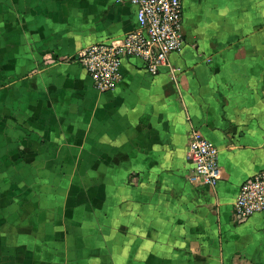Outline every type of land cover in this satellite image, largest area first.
I'll return each mask as SVG.
<instances>
[{
	"label": "crops",
	"instance_id": "0c3cea01",
	"mask_svg": "<svg viewBox=\"0 0 264 264\" xmlns=\"http://www.w3.org/2000/svg\"><path fill=\"white\" fill-rule=\"evenodd\" d=\"M136 26L129 0H0V264H264V211L233 215L264 170V0H183L175 74L125 59L99 92L73 59Z\"/></svg>",
	"mask_w": 264,
	"mask_h": 264
},
{
	"label": "built area",
	"instance_id": "2783aa9c",
	"mask_svg": "<svg viewBox=\"0 0 264 264\" xmlns=\"http://www.w3.org/2000/svg\"><path fill=\"white\" fill-rule=\"evenodd\" d=\"M137 9V26L121 38L83 48L73 60L92 78L99 92L113 90L121 79L125 59L139 60L151 75L167 68L170 55L184 46L183 0H129ZM192 173L188 180L197 186H215L222 178L219 149L215 142L193 131L189 143ZM264 211V170L245 180L234 203V219L244 222Z\"/></svg>",
	"mask_w": 264,
	"mask_h": 264
}]
</instances>
